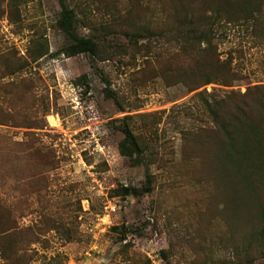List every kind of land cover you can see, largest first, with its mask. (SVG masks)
I'll list each match as a JSON object with an SVG mask.
<instances>
[{
  "label": "rangeland",
  "instance_id": "rangeland-1",
  "mask_svg": "<svg viewBox=\"0 0 264 264\" xmlns=\"http://www.w3.org/2000/svg\"><path fill=\"white\" fill-rule=\"evenodd\" d=\"M259 1L0 0V264H264V45L186 33ZM64 7L96 55L63 52Z\"/></svg>",
  "mask_w": 264,
  "mask_h": 264
},
{
  "label": "trees",
  "instance_id": "trees-1",
  "mask_svg": "<svg viewBox=\"0 0 264 264\" xmlns=\"http://www.w3.org/2000/svg\"><path fill=\"white\" fill-rule=\"evenodd\" d=\"M231 3L228 2V4L223 5V7L218 8L213 15L208 16L204 23L199 24V28L196 27V24L194 21L187 22L192 26V29L187 30L186 33L194 38H196L200 43L205 42L208 44V46H212V32L208 28L209 25L212 24V21H215V18L217 16H220L221 19L224 22L231 23V22H237L239 25L245 26L250 34L252 35V38L257 40L259 43L264 45V2L263 0H260L259 2H256L253 6H249L246 3L239 2L236 3L233 7V9L230 8ZM211 21V24L209 22ZM59 29L68 36L70 39V43L67 44L63 52L67 54V56H75L78 54H87L89 56L96 55V41L92 37H86L81 36L77 33L76 29V19L74 11L70 8L64 7L62 10L60 17L57 21ZM206 26V28H205ZM185 27L183 26L181 30H184ZM37 53V58L44 56L49 52V48L47 46V43H41L39 44V49ZM225 63V62H224ZM202 74L201 76L205 78L202 82H197L192 85V89L203 85L211 83L212 81L216 80L213 78V71L210 68H202ZM224 76V75H223ZM227 77H223V84L228 85L231 84L230 81V75H226ZM255 89H263L264 85H256ZM108 93L112 94L111 91H108ZM260 110L262 119L264 121V103L256 104ZM228 122L232 121H240V115H235L234 118H229ZM222 121H227L225 118H222ZM121 130L124 134V139L120 144L121 152L124 155L132 156L133 154L137 153L140 154L142 152L141 143L139 141V137L132 131V129L129 126H122ZM260 136V133L257 134ZM232 144V147H230L232 156L235 158V161L238 165H242V162L245 160V156L242 155L240 159L236 158V156H240V153H238V147L234 146ZM247 145H244V148L247 149ZM151 179L148 176L147 183L144 184L141 187H133V186H124L122 187V195H143L146 192L151 191Z\"/></svg>",
  "mask_w": 264,
  "mask_h": 264
}]
</instances>
